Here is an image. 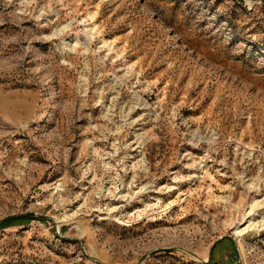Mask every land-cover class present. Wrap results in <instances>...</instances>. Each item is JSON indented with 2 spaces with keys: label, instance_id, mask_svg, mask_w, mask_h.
<instances>
[{
  "label": "rangeland",
  "instance_id": "374dc122",
  "mask_svg": "<svg viewBox=\"0 0 264 264\" xmlns=\"http://www.w3.org/2000/svg\"><path fill=\"white\" fill-rule=\"evenodd\" d=\"M263 201L264 0H0V264H264Z\"/></svg>",
  "mask_w": 264,
  "mask_h": 264
},
{
  "label": "bare ground",
  "instance_id": "6f19581e",
  "mask_svg": "<svg viewBox=\"0 0 264 264\" xmlns=\"http://www.w3.org/2000/svg\"><path fill=\"white\" fill-rule=\"evenodd\" d=\"M262 206H264V201L263 202H255V203H253V204L250 205V207H249V209H250L249 213L246 212L248 214V216H247V218H244L243 219L244 222H245L243 224L244 228H237L236 231H235V233H236L237 236L241 237V236H243L246 233V231H248V230H250V229L258 226L257 224H259V223H257V224L255 223V219H254V214L253 213L257 209H259L260 207H262ZM61 220H62V222L68 220V216L67 215L64 216L63 218H61Z\"/></svg>",
  "mask_w": 264,
  "mask_h": 264
}]
</instances>
